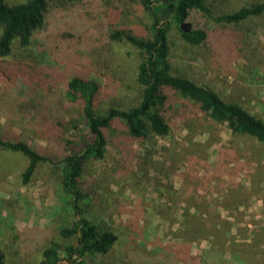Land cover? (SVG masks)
<instances>
[{
    "label": "rangeland",
    "instance_id": "obj_1",
    "mask_svg": "<svg viewBox=\"0 0 264 264\" xmlns=\"http://www.w3.org/2000/svg\"><path fill=\"white\" fill-rule=\"evenodd\" d=\"M251 1L207 0L215 14ZM194 13L198 19L186 22L191 30L203 27L207 38L192 45L173 27L175 70L264 120V14L231 24ZM116 29L151 36L141 0H49L32 55L20 50L0 57V102L23 91L21 101L31 107L25 113L0 108V138L48 151L39 129L43 117L58 109L65 120L80 119L79 106L65 95L77 74L98 77L103 108L136 104L139 57L131 44L111 38ZM20 54L29 57L21 60ZM196 111L178 96L168 111L169 138L110 146L105 158L89 164L85 179L95 209L119 234L98 264H228L212 259L233 249L254 251L264 264V144ZM146 148L151 158L143 154ZM27 163L19 150L0 146V252L10 264H41L62 212L56 166L43 163L24 183Z\"/></svg>",
    "mask_w": 264,
    "mask_h": 264
},
{
    "label": "trees",
    "instance_id": "obj_2",
    "mask_svg": "<svg viewBox=\"0 0 264 264\" xmlns=\"http://www.w3.org/2000/svg\"><path fill=\"white\" fill-rule=\"evenodd\" d=\"M141 2L150 18L151 36L139 37L119 29L110 34L112 39L131 44L137 51L139 63L136 79L141 90L136 104L124 108H103L97 101L98 77L77 74L66 83L65 95L71 103L79 106L80 119L72 117L69 121L65 120L58 109L43 117L44 122L40 123L39 129L45 136L48 151L37 150L24 141L0 138V146L19 150L27 157L28 163L22 172L24 183L30 181L43 163H52L57 168L62 212L57 219L55 239L43 248L41 264H98L97 258L117 243L119 234L107 225L95 209L94 194L85 179L86 170L94 160L105 158L110 146L124 147L125 143L133 140L150 144L157 143L158 138H169L173 127L168 120V111L178 96L190 102L196 113L225 123L234 134H244L264 144V120L261 117L240 103L224 100L219 92L175 70L171 61L172 41L169 35L170 30L176 27L188 43L199 45L207 38L203 27L191 31H184L180 27L187 20L198 19L195 11H201L219 22L239 24L263 15L264 0H253L219 14L213 12L207 0ZM48 5L49 0L13 3L0 0L1 58L20 50L32 55L29 48L35 32L44 25ZM28 54H20L23 55L21 60L27 59ZM34 58L40 59L38 55ZM20 68L22 66H18ZM2 74L5 76L4 72ZM6 76L11 78L9 73ZM13 92L18 97H9L10 92L0 102V108L19 109L24 113V110H30L31 107L21 101L23 91ZM143 154L146 158L152 157L148 148ZM243 245L250 246L247 243ZM218 256L226 258L228 264H261V257L247 249L242 254L234 249L225 250L224 254H216L212 261H217ZM179 260L183 261L184 258ZM0 264H10L5 262L1 252ZM199 264H204V261L201 260Z\"/></svg>",
    "mask_w": 264,
    "mask_h": 264
},
{
    "label": "water",
    "instance_id": "obj_3",
    "mask_svg": "<svg viewBox=\"0 0 264 264\" xmlns=\"http://www.w3.org/2000/svg\"><path fill=\"white\" fill-rule=\"evenodd\" d=\"M191 23L190 22H183L181 23L180 27L184 31H191Z\"/></svg>",
    "mask_w": 264,
    "mask_h": 264
}]
</instances>
